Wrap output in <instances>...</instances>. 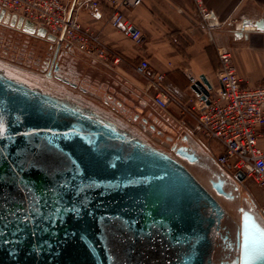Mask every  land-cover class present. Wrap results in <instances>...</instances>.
<instances>
[{
    "label": "water",
    "instance_id": "water-1",
    "mask_svg": "<svg viewBox=\"0 0 264 264\" xmlns=\"http://www.w3.org/2000/svg\"><path fill=\"white\" fill-rule=\"evenodd\" d=\"M0 24L54 45L3 8ZM190 80L207 104V78ZM189 144L162 149L0 65V264H264V226L241 205L231 213L193 173L184 159L203 158Z\"/></svg>",
    "mask_w": 264,
    "mask_h": 264
},
{
    "label": "built area",
    "instance_id": "built-area-1",
    "mask_svg": "<svg viewBox=\"0 0 264 264\" xmlns=\"http://www.w3.org/2000/svg\"><path fill=\"white\" fill-rule=\"evenodd\" d=\"M143 0H76L70 7L69 0H0V8L35 21L55 37L54 45L71 48L96 62L113 67L123 61V57L106 45L99 32L83 25L79 12L89 11L99 14V7L105 3L110 7L106 22L113 28L123 30L137 45H143L142 31L125 16ZM204 32L212 33L232 23L235 29H248L240 17L220 19L216 12L203 4L202 0H192ZM134 27V31H132ZM215 51L219 63L217 71L219 84L209 90L206 104L198 95L187 103H179L180 113H187L194 122L187 133L202 144L207 154L225 171L234 175L244 173V179H251L264 189V148L259 137L264 134V83H248L237 75L231 49L225 44H216ZM133 70L144 77L148 96L159 108L169 110L176 102L164 83L165 74L149 68V62L142 58L133 65ZM264 216V206L259 208Z\"/></svg>",
    "mask_w": 264,
    "mask_h": 264
},
{
    "label": "crops",
    "instance_id": "crops-1",
    "mask_svg": "<svg viewBox=\"0 0 264 264\" xmlns=\"http://www.w3.org/2000/svg\"><path fill=\"white\" fill-rule=\"evenodd\" d=\"M75 1L69 0L71 8ZM202 2L213 9L220 19L234 16L252 22L264 20V0ZM98 11L99 14H93L82 10L79 19L83 25L99 32L102 41L123 57V61L116 65L122 79V91L126 92L133 86L145 94L152 106H157L148 96L145 78H139L133 70L134 64L146 58L150 69L165 74L164 83L176 100L170 104L168 111L186 133L194 120L187 113H180L178 102L187 103L191 97L197 96L190 89L191 78L204 75L213 87L218 86L216 44L230 47L239 77L252 84L264 83V27L251 26L237 30L232 23H226L210 35L203 31L192 0H143L135 8L125 11L127 19L144 35L145 43L140 46L123 30L113 28L106 22L110 12L107 4L103 3ZM141 106L142 103L138 108L141 109ZM258 142L264 148V134ZM254 197L257 205L264 206V189L259 185Z\"/></svg>",
    "mask_w": 264,
    "mask_h": 264
},
{
    "label": "rangeland",
    "instance_id": "rangeland-1",
    "mask_svg": "<svg viewBox=\"0 0 264 264\" xmlns=\"http://www.w3.org/2000/svg\"><path fill=\"white\" fill-rule=\"evenodd\" d=\"M39 39H35L33 35H28L13 27L0 24V54H4V56L0 55V57L3 58H0V65L5 67L8 66L5 59L8 60L11 52L26 56L24 52H27L29 49H35L37 51L41 44ZM22 47L25 49L21 50L23 49ZM68 53L73 66L79 71L80 76H85L88 81L93 79L89 82V85H86V92L73 90L68 85H65L63 90L58 87V82L54 79L48 82L49 84L45 85L43 83L45 81L43 74L39 72H30L27 69H22L21 74L51 92L58 94L64 93L90 104L135 131V123L132 122L135 115L138 114V120L141 116L147 117L148 122L154 125L153 134L156 130L162 132L160 139H148L152 143L155 142L153 144L162 149L170 150L172 145L179 146L189 144L186 139H183L184 135H188L184 127L169 111L163 110L158 106H152L145 94L140 89L133 86L130 87V89L128 88L126 92L122 91L120 88L122 79L118 75L116 66L106 67L76 50H71ZM139 78L144 77L140 76ZM103 83L107 86L104 87ZM113 91L118 93L120 100L130 108L127 119L126 117L120 116L119 109L113 107L111 104L113 98L111 96L105 97V94H113ZM123 96L124 99H122ZM140 103H142L141 109L138 108ZM196 151L204 154L202 155L203 161L196 162L191 159H184V162L190 167L193 173L216 195L231 213L239 215L238 207L241 205L244 210H253L260 223L264 226V216L259 211L260 206L257 205L254 197L257 184L251 179H245L243 182L234 180L231 173L222 169L213 158L205 155L206 150L202 144L197 146ZM218 180L223 182L222 192L217 191L214 187L215 182ZM234 184L236 185L235 188ZM252 204L255 207L252 206Z\"/></svg>",
    "mask_w": 264,
    "mask_h": 264
},
{
    "label": "flooded vegetation",
    "instance_id": "flooded-vegetation-1",
    "mask_svg": "<svg viewBox=\"0 0 264 264\" xmlns=\"http://www.w3.org/2000/svg\"><path fill=\"white\" fill-rule=\"evenodd\" d=\"M34 38L39 39L35 36ZM39 41L41 44L39 45L37 51L35 49H29L27 52L22 51L26 54V56H23V54L11 52L10 55L11 57L15 59H19L23 62H27L29 66H25L23 64L16 63L15 61L5 59L8 63V66H6V68L20 76H23V74H21L22 69H27L30 72H39L43 74V78L45 80L43 83L45 85L49 84L48 82H51V80L54 79L58 82V87L62 89L65 85H68L73 90L86 92L87 91L86 85H89V82L92 81L93 79L88 81V79L85 76L83 77L80 76L79 71L73 66V63L71 62L69 57L70 55L66 50V48H60L57 54L55 55V45H53L52 48L48 50V43L42 39H39ZM22 48L23 49L21 50L25 49L24 47ZM103 86L106 87L107 85L104 84ZM60 95H66V94L60 93ZM106 96H111L113 98L111 104L113 105L114 108H117L116 106L119 103L115 105V101L118 102L120 100L119 94L113 91V94L107 93L105 94V97ZM119 114L122 117H126V119L128 117V114L125 111L119 110ZM137 116L138 114L135 115V118L132 121L133 123H135L134 126L136 128V131L139 134H141L144 138H146L148 141H149L148 138H151V140L160 139L162 132L160 130H156V132L153 134L154 125L148 122V118L141 116L140 119L138 120ZM184 137L183 139H186L188 141V137L187 138ZM189 146H191L195 150L197 148V145L196 143L194 144L193 140L190 141ZM171 147L176 148L178 147V145H172ZM200 154L201 156L203 155V153ZM234 188H235V184H234Z\"/></svg>",
    "mask_w": 264,
    "mask_h": 264
},
{
    "label": "trees",
    "instance_id": "trees-1",
    "mask_svg": "<svg viewBox=\"0 0 264 264\" xmlns=\"http://www.w3.org/2000/svg\"><path fill=\"white\" fill-rule=\"evenodd\" d=\"M66 50L69 52V51H71V50H73V49H71V48H66ZM117 103H119L118 105H117ZM115 105H117L116 107L119 109V110H121V111H125L127 114H128V111H130V108L127 106V104H125V103H123V101H121V100H119L118 102L117 101H115Z\"/></svg>",
    "mask_w": 264,
    "mask_h": 264
}]
</instances>
